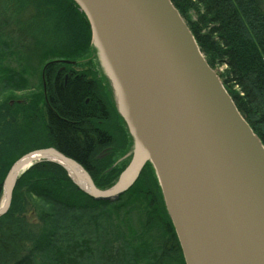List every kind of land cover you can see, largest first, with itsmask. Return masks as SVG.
Returning <instances> with one entry per match:
<instances>
[{
    "label": "trees",
    "instance_id": "16d2710c",
    "mask_svg": "<svg viewBox=\"0 0 264 264\" xmlns=\"http://www.w3.org/2000/svg\"><path fill=\"white\" fill-rule=\"evenodd\" d=\"M264 148V0H170ZM65 62H68L65 63ZM29 92L21 100L3 95ZM133 139L74 0H0V201L23 156L53 149L99 191L131 161ZM0 264H185L153 166L112 198L39 161L0 216Z\"/></svg>",
    "mask_w": 264,
    "mask_h": 264
},
{
    "label": "water",
    "instance_id": "95a60500",
    "mask_svg": "<svg viewBox=\"0 0 264 264\" xmlns=\"http://www.w3.org/2000/svg\"><path fill=\"white\" fill-rule=\"evenodd\" d=\"M74 1L89 21L92 44L112 92L113 76L123 72L129 77L142 116L137 122L141 131L132 132L117 112L133 139L131 164L138 141L141 160L128 181L104 195L73 160L53 149L32 152L9 170L0 216L9 208L18 177L13 174L31 155L49 154L78 167L92 194L76 184L59 161L38 158L27 168L43 160L56 163L83 192L97 198L127 190L149 162L185 264H264V148L178 11L170 0Z\"/></svg>",
    "mask_w": 264,
    "mask_h": 264
},
{
    "label": "bare ground",
    "instance_id": "6f19581e",
    "mask_svg": "<svg viewBox=\"0 0 264 264\" xmlns=\"http://www.w3.org/2000/svg\"><path fill=\"white\" fill-rule=\"evenodd\" d=\"M115 85V96L117 100V104L119 107V111L121 114L125 117V119L128 121L132 132L138 133L137 131H141V127L138 122V117L140 115V111L137 107V105L134 103L133 96H132V91L130 89V82H129V77L126 73H121L119 75H115L112 77ZM142 117V116H141ZM140 120V119H139ZM151 124V123H149ZM148 129L150 128L147 125ZM142 157V141H138L136 151H135V157L133 159V162L127 172L121 177L118 185L112 187L109 190L102 191V194H109L114 192L123 182H126L130 179V177L134 174L136 171V168L141 160ZM41 158L44 159H49V160H54V161H59L57 158H54L52 155H41V154H36V155H31L27 158V165L24 166L21 170L13 174L12 178H16L17 176L20 175L22 171H24L32 162L37 161ZM61 162V161H59ZM67 169L70 177L74 180L76 184H78L83 190H85L88 193H93V191L89 187V181L86 177V175L78 168L75 166H70L67 165L64 162H61ZM5 203V198L3 197L2 200V205ZM1 205V206H2Z\"/></svg>",
    "mask_w": 264,
    "mask_h": 264
},
{
    "label": "rangeland",
    "instance_id": "374dc122",
    "mask_svg": "<svg viewBox=\"0 0 264 264\" xmlns=\"http://www.w3.org/2000/svg\"><path fill=\"white\" fill-rule=\"evenodd\" d=\"M113 92H114V89H113ZM29 92H24V93H20V92H15V93H6V94H4L3 95V98H6V97H11V98H13V100L12 101H17V100H21L23 97H25L27 94H28ZM113 99H114V103H115V106H116V108L117 107H119L118 106V104H117V100H116V96H115V93H113ZM129 165H131V161L129 162V164L127 165V167L125 168V170L129 167ZM124 170V171H125ZM123 171V172H124ZM122 172V173H123ZM116 185V184H115ZM114 185V186H115ZM113 186V187H114ZM78 187V186H77ZM79 188V187H78ZM2 200H3V196H2V199H1V201H0V207H1V205H2Z\"/></svg>",
    "mask_w": 264,
    "mask_h": 264
}]
</instances>
